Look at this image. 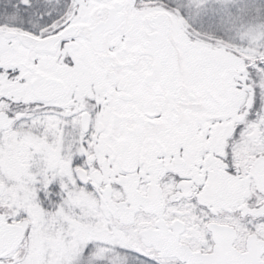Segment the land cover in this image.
Listing matches in <instances>:
<instances>
[{"label": "snow or ice", "instance_id": "snow-or-ice-1", "mask_svg": "<svg viewBox=\"0 0 264 264\" xmlns=\"http://www.w3.org/2000/svg\"><path fill=\"white\" fill-rule=\"evenodd\" d=\"M0 264H264V0H0Z\"/></svg>", "mask_w": 264, "mask_h": 264}]
</instances>
